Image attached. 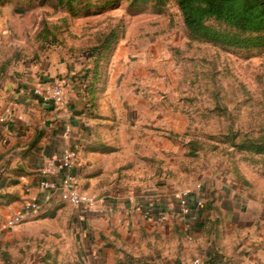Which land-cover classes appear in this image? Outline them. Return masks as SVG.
Segmentation results:
<instances>
[{"label":"crops","instance_id":"0c3cea01","mask_svg":"<svg viewBox=\"0 0 264 264\" xmlns=\"http://www.w3.org/2000/svg\"><path fill=\"white\" fill-rule=\"evenodd\" d=\"M80 71L76 79L67 62L52 63L0 83V225L26 202L44 206L2 235L0 258L13 246L14 255L31 257L23 246L39 243L41 259L21 264H264V184L252 186L234 168L228 176L208 166L187 170L184 150L177 160L168 153L158 120L146 124V92L101 93L88 67ZM56 79L65 81L62 108L32 94ZM69 149L78 154V188L99 201L92 212L37 188L50 178L41 171L46 163L57 165ZM197 183L204 208L186 225L171 211L166 223L146 219L149 208L172 205Z\"/></svg>","mask_w":264,"mask_h":264},{"label":"rangeland","instance_id":"374dc122","mask_svg":"<svg viewBox=\"0 0 264 264\" xmlns=\"http://www.w3.org/2000/svg\"><path fill=\"white\" fill-rule=\"evenodd\" d=\"M202 23L264 39L214 17ZM60 62L76 79L88 67L95 91L146 92V124L158 120L168 153L177 160L184 150L187 170L228 176L234 168L263 186L264 154L250 148L264 147V46L239 49L189 32L176 0H0V83ZM23 248L31 257L12 252L0 264L41 259L39 243Z\"/></svg>","mask_w":264,"mask_h":264},{"label":"built area","instance_id":"2783aa9c","mask_svg":"<svg viewBox=\"0 0 264 264\" xmlns=\"http://www.w3.org/2000/svg\"><path fill=\"white\" fill-rule=\"evenodd\" d=\"M33 96L43 101L49 106L62 108L66 104L65 81L56 79L50 83L38 85L32 91ZM4 120L0 119V123ZM78 154L75 149L66 150L58 164L48 162L47 167L41 171L43 174L49 175L50 178L40 181L37 188L40 192H49L57 196L62 202L67 203L74 210L81 213L94 211L98 206V200L78 188L77 178L74 170L77 167ZM206 192L202 184H194L191 188L182 189L177 192L172 205L161 208H149L146 213V219L162 224L166 223L170 218L171 212H175V218L179 223L184 225L188 221L197 217L204 208ZM44 206L38 201L26 202L22 208L5 219L0 225V240L6 232H13L16 228L24 224L33 214H37L43 210ZM188 227V226H187ZM189 229V228H185ZM188 240L191 237L188 236ZM193 264H200L195 260Z\"/></svg>","mask_w":264,"mask_h":264},{"label":"trees","instance_id":"16d2710c","mask_svg":"<svg viewBox=\"0 0 264 264\" xmlns=\"http://www.w3.org/2000/svg\"><path fill=\"white\" fill-rule=\"evenodd\" d=\"M182 11L187 30L212 42L239 49L259 48L264 46L260 37L222 35L205 27L202 19L206 16L223 20L235 27L242 35L260 34L264 31V0H176ZM255 154H264V147L250 148Z\"/></svg>","mask_w":264,"mask_h":264}]
</instances>
